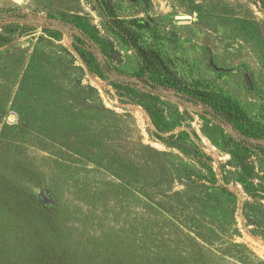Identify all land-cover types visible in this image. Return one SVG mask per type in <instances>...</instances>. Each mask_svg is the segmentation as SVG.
<instances>
[{
	"label": "rangeland",
	"instance_id": "rangeland-1",
	"mask_svg": "<svg viewBox=\"0 0 264 264\" xmlns=\"http://www.w3.org/2000/svg\"><path fill=\"white\" fill-rule=\"evenodd\" d=\"M147 1L114 0L120 18L154 19L158 46L183 79L208 80L264 126V0ZM0 9L37 16V34L52 17L83 16L120 71L138 68L90 0H0ZM37 36L23 35L0 54V145L16 144L21 161L12 165V180L0 174V220L25 221L32 206L42 211L41 200L55 201L58 219L49 226L57 229L70 216L61 208L63 192L93 188L123 194L134 257L154 255L150 264H264L263 157L242 156L229 130L189 104L160 105V132L141 106L121 103L107 81L88 72L70 32L50 41ZM179 132L188 153L157 139ZM188 176L206 187L186 184ZM18 254H9V264ZM63 260L46 256L41 264Z\"/></svg>",
	"mask_w": 264,
	"mask_h": 264
},
{
	"label": "trees",
	"instance_id": "trees-1",
	"mask_svg": "<svg viewBox=\"0 0 264 264\" xmlns=\"http://www.w3.org/2000/svg\"><path fill=\"white\" fill-rule=\"evenodd\" d=\"M90 1L106 29L133 52L138 63L135 73L125 75L112 63L114 52L108 45L98 44L97 28L86 23L83 16L72 19L52 17L53 20L43 23L41 32L37 34L34 30L37 16L31 18L21 11L0 9V54L13 48L23 35L31 38L38 35L40 40L50 41L67 30L72 38V48L88 72L107 81L121 103L141 106L160 132H164L160 124L163 115L160 105L189 104L202 116L229 130L230 140L242 156L256 152L264 159V126L254 121L236 98L216 89L208 80L188 82L183 79L159 48L158 43L163 38L152 17L123 19L118 16L114 0ZM131 1L146 4V7L149 5L147 0ZM180 135L179 132L167 137L158 136L157 139L168 147L190 152L189 144ZM9 146V154L2 156L1 153L8 151ZM18 149L16 144L0 145V174L10 179L14 173L12 165L19 161ZM0 177L2 179L3 175ZM186 179H189L185 182L188 185L206 187L204 179L191 176ZM92 189L70 194L63 192L61 208L63 212L68 210L70 216L57 229L49 226L50 223L55 225L58 219L55 201L47 206L41 200L42 211L39 212L32 206L25 221L16 217L0 220V264H9L12 257L9 254L14 255L15 252L19 254L13 259V264H26V261L41 264L46 256L62 257L65 264H105L104 260L111 263L113 257L114 264H150L155 260L154 255L151 256L153 258H145V254L134 257L132 247L128 245L123 216L126 205L118 199H124L123 194L114 196L112 192L99 193Z\"/></svg>",
	"mask_w": 264,
	"mask_h": 264
},
{
	"label": "water",
	"instance_id": "water-1",
	"mask_svg": "<svg viewBox=\"0 0 264 264\" xmlns=\"http://www.w3.org/2000/svg\"><path fill=\"white\" fill-rule=\"evenodd\" d=\"M16 2H21V0H15ZM45 200H46V198H45Z\"/></svg>",
	"mask_w": 264,
	"mask_h": 264
}]
</instances>
